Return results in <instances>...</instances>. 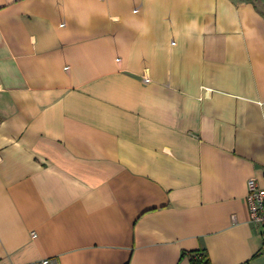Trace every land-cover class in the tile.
<instances>
[{"label": "crops", "instance_id": "1", "mask_svg": "<svg viewBox=\"0 0 264 264\" xmlns=\"http://www.w3.org/2000/svg\"><path fill=\"white\" fill-rule=\"evenodd\" d=\"M251 179L264 0H0V264H264Z\"/></svg>", "mask_w": 264, "mask_h": 264}, {"label": "built area", "instance_id": "2", "mask_svg": "<svg viewBox=\"0 0 264 264\" xmlns=\"http://www.w3.org/2000/svg\"><path fill=\"white\" fill-rule=\"evenodd\" d=\"M149 81L148 79L146 80ZM249 193L247 203L250 211V220L252 223L262 228V237L264 240V189L260 187L256 179H251L248 183ZM31 264H61L57 259L47 258L37 263Z\"/></svg>", "mask_w": 264, "mask_h": 264}, {"label": "trees", "instance_id": "3", "mask_svg": "<svg viewBox=\"0 0 264 264\" xmlns=\"http://www.w3.org/2000/svg\"><path fill=\"white\" fill-rule=\"evenodd\" d=\"M192 264H211L209 258L202 253H198V258H192Z\"/></svg>", "mask_w": 264, "mask_h": 264}]
</instances>
